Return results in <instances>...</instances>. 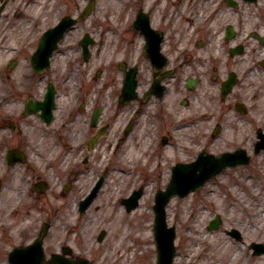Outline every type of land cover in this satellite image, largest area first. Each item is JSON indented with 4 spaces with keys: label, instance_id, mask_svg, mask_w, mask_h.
<instances>
[{
    "label": "rangeland",
    "instance_id": "obj_1",
    "mask_svg": "<svg viewBox=\"0 0 264 264\" xmlns=\"http://www.w3.org/2000/svg\"><path fill=\"white\" fill-rule=\"evenodd\" d=\"M86 1L52 0L53 19L79 10ZM259 7L258 11L254 7L245 10V24L240 20L242 25L239 28L264 31V4ZM139 8L149 11L155 26L168 28L172 34L174 31L178 32L182 42L188 33L192 34V45L196 37L195 32H191V22L208 12L205 9L203 13H198L202 6L189 0H95L91 16L78 25L79 31L81 28V31H89L98 40L92 49L94 55L89 69L108 61L117 45V37L123 36L120 45L121 49L125 48V42L130 38L125 31L130 29L133 16ZM215 15L217 13L212 16ZM205 21L206 16L202 20V29L196 33L198 39L206 40L213 30ZM94 33H99L100 40ZM252 43L246 42L247 56H242L240 61H229V66L226 63L223 65L225 54L217 61L212 59L213 63L210 64L202 57L207 56L209 51L204 54L200 52L201 59L192 63V67L208 68L205 67V78L200 88L188 94L192 104L187 108L181 105L180 96H184L185 92L177 87V93L168 99L170 113L165 108L157 109V114H152L150 106L145 107L128 138L124 141L120 138L118 141V128L130 114L132 104L122 109V115L114 125L117 130L104 142L105 149L99 154L100 160L95 165L99 173L107 171L97 199L84 214H79L74 207H67L73 203L72 200L60 209L57 208L60 207L59 203L51 204L56 208L55 214L58 216L53 220L45 246L57 250L61 243L68 245L74 254L87 258L92 264H155L151 206L155 191L168 182L170 167L176 162L191 160L201 149L217 154L237 147L245 148L252 157L247 166L226 169L186 200L172 204L170 214H177L178 220V257L180 264H230L233 260L237 261L244 248L242 243L230 240L225 234V229L229 227L239 228L245 244L251 239H260L264 235V151L253 155L252 145L256 140V130H264V66L261 65L264 60V45L257 41ZM215 50V47L210 48L211 57ZM191 51L186 55L189 56ZM212 65L216 69L213 70ZM234 67L242 72L241 82L229 97V104H226L219 100L216 84L211 76L221 78L227 69ZM110 91L111 89L104 94L106 100L110 97ZM234 102H242L248 113L241 115L235 112ZM110 105L112 102L108 104L109 114L112 110ZM188 111L196 113L184 124L177 119L173 120L174 115L179 118ZM201 112L205 114L202 116ZM214 124L221 125L223 129L216 136H211ZM162 136H169L164 146L160 143ZM138 187L144 188V194L138 207L131 213H126L120 200ZM110 207H115V212L122 213L114 223L111 217L106 216ZM215 215L220 216L222 226L217 231H208V221ZM39 219L49 222L47 217ZM116 223L122 230L128 229L129 223L132 230H137L140 225L146 230L133 231L124 245L118 240V233L121 231H118ZM258 223L261 224L259 229L255 227ZM101 230L105 231V236L98 242L97 236ZM139 233L146 236V244L136 239ZM217 244L219 249H216ZM0 245L3 246L1 242ZM127 247L130 251L124 253ZM244 256L242 254L241 259L244 264H264V256L257 259Z\"/></svg>",
    "mask_w": 264,
    "mask_h": 264
},
{
    "label": "flooded vegetation",
    "instance_id": "obj_2",
    "mask_svg": "<svg viewBox=\"0 0 264 264\" xmlns=\"http://www.w3.org/2000/svg\"><path fill=\"white\" fill-rule=\"evenodd\" d=\"M52 12L49 0H0V263L4 264H8L10 251L33 239L40 215L52 224L56 208L51 204L57 201L63 208L70 194L76 198L90 189L86 176L96 174L91 164L103 143L98 137L103 132V110L99 125L92 126V122L96 107L103 106L105 92L111 89L110 97L117 103L120 83L134 66L143 92L156 77L166 74L170 75L166 83H177L187 91L185 80L199 77L202 82L208 68L192 67L195 52L202 48L198 38L193 45H184L161 30L165 38L159 52L165 58L152 47L146 53L143 37L133 34V42L140 40L139 50L131 46L118 49L115 55L122 59L111 63L104 75L95 73L87 80V63L78 43L71 46L75 37L70 32L50 55L39 52L44 33L55 24ZM149 58L157 67L163 60L168 64L155 72ZM52 90V114L49 117L46 111L42 116L50 106ZM29 102L38 109L26 116ZM119 109L117 104L113 114L104 117L108 128L118 119ZM19 152L25 154L24 163L18 161Z\"/></svg>",
    "mask_w": 264,
    "mask_h": 264
},
{
    "label": "water",
    "instance_id": "obj_3",
    "mask_svg": "<svg viewBox=\"0 0 264 264\" xmlns=\"http://www.w3.org/2000/svg\"><path fill=\"white\" fill-rule=\"evenodd\" d=\"M92 6H93V3L91 2L89 7L84 12L85 16L92 9ZM65 23L66 21L60 23L58 26H64ZM131 90H133V88H131ZM223 158L225 159L227 158V156L225 157L222 156L221 158L216 159V160L213 158L204 159L202 162L198 163L197 165H193L185 169L191 172H188L185 175H176L174 179L185 178L190 182L201 180L204 177H206L207 174L211 175L215 171L216 163L213 162L212 160L219 162V165H222V166L225 165V163H228L229 160L224 161ZM176 170L179 171L183 169L180 167H177ZM197 170L200 171V174H194L193 177H191V175L195 173ZM170 187H173V186L170 185ZM172 192L173 191H170L168 194H171ZM160 198L161 196H159V199ZM136 199L137 197L132 198V202L128 206V208H132L135 205ZM158 202H160V200H158ZM162 203L160 204V206L162 205ZM160 206L155 207L156 219H155V227H154V237H155V242H156V249L158 252V263L157 264H170L171 255H172L171 239L169 235L170 230L166 229L165 227L164 220H163V213H162V209ZM212 225L215 226L216 224H212ZM210 227H213V226H210ZM40 243H41V237L37 241V245L39 247H40Z\"/></svg>",
    "mask_w": 264,
    "mask_h": 264
},
{
    "label": "bare ground",
    "instance_id": "obj_4",
    "mask_svg": "<svg viewBox=\"0 0 264 264\" xmlns=\"http://www.w3.org/2000/svg\"><path fill=\"white\" fill-rule=\"evenodd\" d=\"M115 211H116L115 207H110L108 209V212L106 213V216H109V217L112 218V223H114L115 219H117L118 217H121V214H122V213H118V212H115ZM128 225H129L128 229L122 230V228L119 226V224L116 223L118 231H121L120 233H118L120 235V239H118V240L121 241L122 243H124V245H126V240L133 234V231L134 232H138L139 229H141V231H145L146 230V228L145 227L143 228L141 225L138 226L137 230H132L131 224L129 223ZM136 239L139 240L140 243L146 244L147 238H146V236L143 233L142 234L139 233L136 236ZM216 249H219L218 244H217ZM221 249H222L223 252L225 251L223 247ZM126 251H130L128 247L124 250V253H126Z\"/></svg>",
    "mask_w": 264,
    "mask_h": 264
}]
</instances>
